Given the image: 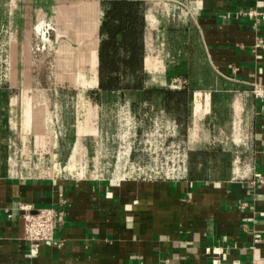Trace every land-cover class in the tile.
<instances>
[{"label":"crops","instance_id":"1","mask_svg":"<svg viewBox=\"0 0 264 264\" xmlns=\"http://www.w3.org/2000/svg\"><path fill=\"white\" fill-rule=\"evenodd\" d=\"M140 1L147 54L149 18L156 35L166 25L161 18L168 23L170 17L148 5L165 0ZM179 1L195 8L183 25H192L197 33L196 78L202 85L184 113L185 138L190 154L205 155L178 179L116 182L37 174L20 159L23 141L15 132L4 135L19 119L16 101L23 100L11 96L10 108L2 112L5 124H0V144L9 152L0 170V264H264V103L252 94L255 84H264V48L256 47L264 41V0ZM51 3L0 0V24L6 20L14 34L25 32L49 10L63 8ZM66 10L77 11L74 3ZM252 11L255 17L249 16ZM73 25L78 33L79 26ZM99 43L100 36L92 51L94 63L84 65L86 72L78 73L77 80L88 81L91 72L97 82ZM71 66L80 67V62L73 59ZM64 75L74 80V72ZM13 79L31 81L25 73ZM212 138L221 145H211ZM21 204L57 209L62 221L56 243H44L31 253Z\"/></svg>","mask_w":264,"mask_h":264},{"label":"rangeland","instance_id":"2","mask_svg":"<svg viewBox=\"0 0 264 264\" xmlns=\"http://www.w3.org/2000/svg\"><path fill=\"white\" fill-rule=\"evenodd\" d=\"M51 1L63 8L49 10L47 17L36 19L25 32L14 34L6 20L0 24V88L8 92L7 99H2L0 124H5L2 112L10 108L11 96L23 97L14 105L19 109V119L12 124L13 130L8 123L6 129L10 130L0 132V136L11 131L23 141L20 159L27 167L48 176L120 179L173 176L196 166L191 163L185 138L184 111L174 104L164 110L155 100L133 103L120 94L95 105L78 102L77 94L95 85L91 72L88 81L76 76L86 72L84 65L94 63L92 51L99 42L104 1ZM70 2L77 11L66 10L73 5ZM148 3L150 9L168 14L173 21L183 24L191 19L190 5L184 1ZM161 20L167 24V19ZM72 24L79 26L78 33L72 31ZM149 26L148 68L157 74L173 62L165 49V30L153 35L152 27L157 26L151 18ZM73 59L80 62L79 69L71 66ZM73 72L74 80H67L69 76L64 74ZM24 73L31 81H13V76ZM33 95L36 101H30ZM211 145L221 143L215 140ZM7 154V147L0 144V170L5 167Z\"/></svg>","mask_w":264,"mask_h":264},{"label":"trees","instance_id":"3","mask_svg":"<svg viewBox=\"0 0 264 264\" xmlns=\"http://www.w3.org/2000/svg\"><path fill=\"white\" fill-rule=\"evenodd\" d=\"M166 51L172 64L160 73L150 72L146 59V21L140 0H106L97 51V82L77 94L78 102L100 104L120 94L133 103L155 100L164 110L174 104L178 110L189 112L193 91L201 89L197 80L200 54L197 33L192 25L170 21L165 25ZM182 79L178 89L170 87L173 78ZM7 88H0V107L6 100ZM204 152L191 153L194 165ZM192 170V169H191ZM194 170V169H193ZM192 176H194L191 173Z\"/></svg>","mask_w":264,"mask_h":264},{"label":"built area","instance_id":"4","mask_svg":"<svg viewBox=\"0 0 264 264\" xmlns=\"http://www.w3.org/2000/svg\"><path fill=\"white\" fill-rule=\"evenodd\" d=\"M190 9L188 13L192 16L195 13V8L189 3ZM249 16L255 17V12L252 11L249 13ZM264 17V15H263ZM256 47L264 48V41L259 40L256 44ZM1 80V79H0ZM182 81L174 80L171 83L170 87L172 89H178L181 85ZM252 94L254 97L260 99L264 103V84H255L252 89ZM187 170L179 172L177 175L166 176V177H152V176H124L120 179L111 178L116 182H120L126 178H150V179H162V178H183L187 175ZM264 182V179L260 180ZM19 210L21 211V217L24 221L25 228V240L29 243L31 253H36L39 247L46 243L52 244L56 243L55 233L58 229L62 219L59 215V212L55 208H41L35 209L32 204H21L19 206Z\"/></svg>","mask_w":264,"mask_h":264}]
</instances>
